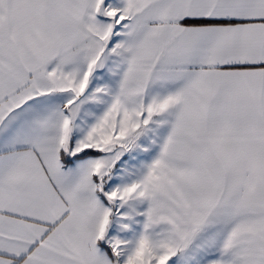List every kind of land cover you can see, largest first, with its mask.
Here are the masks:
<instances>
[{"label": "snow or ice", "instance_id": "6c2138e0", "mask_svg": "<svg viewBox=\"0 0 264 264\" xmlns=\"http://www.w3.org/2000/svg\"><path fill=\"white\" fill-rule=\"evenodd\" d=\"M0 264H264V0H0Z\"/></svg>", "mask_w": 264, "mask_h": 264}]
</instances>
